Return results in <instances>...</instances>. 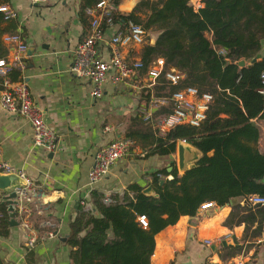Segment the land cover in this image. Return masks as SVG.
I'll list each match as a JSON object with an SVG mask.
<instances>
[{"label": "crops", "instance_id": "1", "mask_svg": "<svg viewBox=\"0 0 264 264\" xmlns=\"http://www.w3.org/2000/svg\"><path fill=\"white\" fill-rule=\"evenodd\" d=\"M6 1L16 15L1 23L0 57L9 52L6 35L21 29L27 51L19 78L28 81L45 121L56 130L58 145L48 150L35 144L31 122L5 109L0 100V163L23 169L34 181V198L28 203L31 227H25L16 213L18 223H9L7 234L0 232V264H70L68 237L78 209L83 206L98 213L92 190L122 196L133 182L147 187L156 169H168L170 163L178 167L177 150L174 159L170 154L151 152L153 135L147 138L146 134L161 131L160 120L166 114L158 112L163 105L155 108L147 98L145 89L154 91L153 86L107 81L102 95L95 96L92 81L71 70L74 48L90 27L83 0ZM138 1L120 0L116 12L126 14ZM203 4L196 0L195 7ZM123 26L124 22H106L105 40L99 44L105 57L111 52L108 39ZM144 45L133 44L126 51L142 58ZM263 56L264 38L257 58ZM3 87L0 75V96ZM257 123L258 145L264 151V119L258 118ZM132 130L140 149L119 159L101 180L91 183L88 172L95 164L97 149ZM191 151L198 154L193 148ZM0 194L7 201L10 190L0 189ZM232 208L231 204H217L199 208L195 214H182L156 233L151 264H222L241 257L245 264H264V230L254 235L249 231L245 236V222L226 224Z\"/></svg>", "mask_w": 264, "mask_h": 264}, {"label": "trees", "instance_id": "2", "mask_svg": "<svg viewBox=\"0 0 264 264\" xmlns=\"http://www.w3.org/2000/svg\"><path fill=\"white\" fill-rule=\"evenodd\" d=\"M6 0H0V4ZM99 0H83V9ZM120 0H114L117 7ZM200 7L190 0H139L126 13L114 12L106 22L132 20L158 31L154 42L144 45L145 68L156 56L166 66L185 73L177 84L164 77L147 90V98L170 96L173 90L196 85L213 93L206 118L200 125L179 123L153 135L151 152L169 155L178 141L186 139L203 154L196 164L180 173L161 167L152 172L153 192L133 182L124 194L106 195L93 189L92 202L98 213L81 206L71 222L68 243L70 264H151L155 235L182 214H195L203 202L231 204L225 219L228 225L245 222V236L264 230V205L243 203L251 193L264 194V151L259 148L260 126L264 119L262 71L264 56L254 62L239 59L256 56L264 38V0H201ZM145 13L142 16L141 13ZM5 20L0 10L1 23ZM123 26V27H125ZM220 47L228 49L219 52ZM144 69V68H143ZM18 79L20 70L11 72ZM171 101L158 112L168 113ZM135 138L134 130L128 133ZM212 151L210 154L209 152ZM172 174V177H167ZM132 192V194H131ZM1 196V194H0ZM235 198L239 199L233 202ZM0 232L8 233L9 209L0 198ZM145 214L148 225L139 216ZM257 223L252 229L251 226ZM73 247V248H72Z\"/></svg>", "mask_w": 264, "mask_h": 264}, {"label": "built area", "instance_id": "3", "mask_svg": "<svg viewBox=\"0 0 264 264\" xmlns=\"http://www.w3.org/2000/svg\"><path fill=\"white\" fill-rule=\"evenodd\" d=\"M32 1L46 2L49 0ZM116 9L114 0H99L96 4L86 7V13L90 18V27L88 33L79 40L74 48V60L71 66L73 73L78 77H87L92 81V93L95 96L102 95L103 85L107 81L153 86L161 77H164L171 84L179 83L185 73L175 66L167 67L164 57L155 58L148 64L143 74L144 60L141 57H132L126 51V48L133 44L149 42L148 29L141 23L131 20L125 27L119 28L108 39L111 46L109 56L105 57L101 53L99 44L105 40L106 30L103 21L106 17L111 16ZM0 10L3 11L5 19L16 15V11L8 1L0 4ZM6 40L10 43L9 52L0 57V75L3 77L4 84L0 96L1 104L8 111L17 112L31 122L35 144L44 146L48 150H55L58 145L56 130L45 121L44 111L36 103L28 81L24 76L13 80L10 75L15 68H18L20 73L25 68L24 56L27 51V43L23 31L17 29L8 33ZM219 52L225 54L228 49L220 47ZM142 76L145 78L144 80ZM261 77L262 91L264 92V69ZM213 98L212 92L190 84L173 90L170 96H152L150 101L155 108L170 101L172 103L171 111L160 120L159 127L163 132L179 123L200 125L206 118ZM137 149H140L139 144L129 136L115 137L106 142L96 151L95 164L88 172L90 182L95 183L101 180L113 164ZM0 169L3 172L17 173L24 178V183L16 186L14 190L18 200L17 213L21 216L22 224L30 228L28 203L34 198L33 179L23 169L16 168L8 162H1ZM167 177H172V174ZM242 202L264 205V194L251 193ZM215 205L217 203L214 200L203 202L200 209ZM3 215L4 213L0 211V218ZM139 219L144 226L148 225L145 214L140 215ZM207 241L211 242L209 239ZM33 242L34 239L30 241V243ZM222 264H245V259L244 257L234 258Z\"/></svg>", "mask_w": 264, "mask_h": 264}, {"label": "water", "instance_id": "4", "mask_svg": "<svg viewBox=\"0 0 264 264\" xmlns=\"http://www.w3.org/2000/svg\"><path fill=\"white\" fill-rule=\"evenodd\" d=\"M190 3L195 5L196 0H190ZM153 39H155V36H153ZM152 39V41H153ZM257 60L256 56L250 57L247 60L242 58L239 59L237 62L239 65L244 66L246 64V61L248 62H254ZM195 149L197 151V155L191 151V149ZM210 154L212 151L209 152ZM203 152L201 149H199L196 145L193 143L187 141L186 139H180L178 141V146H177V162H178V169L180 170V173H184L186 169L194 166L197 162V160L201 157ZM170 156L174 159V154H170ZM173 166L171 163L169 164L168 169L171 170ZM24 178H22L19 174L17 173H9V172H3L0 171V189L4 190H10V194L7 200L8 203V209H9V223L11 225L17 224V220L15 219V215L17 213V203L18 200L16 199V191L14 188L16 186H20L24 183ZM144 191L146 192H153V188L151 185L147 186L144 188ZM239 199L235 198L233 202L238 201ZM65 239V236L63 237ZM227 240H224L226 243Z\"/></svg>", "mask_w": 264, "mask_h": 264}, {"label": "rangeland", "instance_id": "5", "mask_svg": "<svg viewBox=\"0 0 264 264\" xmlns=\"http://www.w3.org/2000/svg\"><path fill=\"white\" fill-rule=\"evenodd\" d=\"M148 37H149V41H150V37L152 36H155V38H156V36H157V34H158V31H156V30H148Z\"/></svg>", "mask_w": 264, "mask_h": 264}]
</instances>
